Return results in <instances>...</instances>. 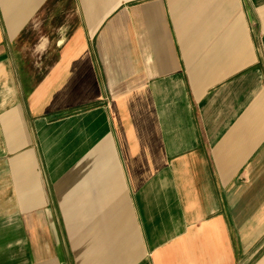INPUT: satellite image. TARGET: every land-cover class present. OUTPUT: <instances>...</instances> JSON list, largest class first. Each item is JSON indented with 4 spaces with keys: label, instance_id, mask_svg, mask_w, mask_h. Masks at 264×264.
Here are the masks:
<instances>
[{
    "label": "crops",
    "instance_id": "1",
    "mask_svg": "<svg viewBox=\"0 0 264 264\" xmlns=\"http://www.w3.org/2000/svg\"><path fill=\"white\" fill-rule=\"evenodd\" d=\"M0 264H264V0H0Z\"/></svg>",
    "mask_w": 264,
    "mask_h": 264
},
{
    "label": "rangeland",
    "instance_id": "2",
    "mask_svg": "<svg viewBox=\"0 0 264 264\" xmlns=\"http://www.w3.org/2000/svg\"><path fill=\"white\" fill-rule=\"evenodd\" d=\"M72 6L60 5V9L54 10L48 5L33 22L28 30L23 33L17 44L37 45L45 39L46 44H53L58 37L59 30L64 26V31L72 27Z\"/></svg>",
    "mask_w": 264,
    "mask_h": 264
}]
</instances>
